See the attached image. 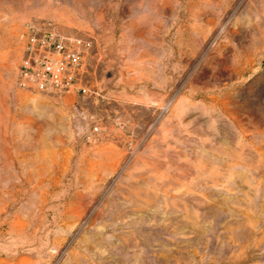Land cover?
Returning a JSON list of instances; mask_svg holds the SVG:
<instances>
[{"label":"rangeland","instance_id":"374dc122","mask_svg":"<svg viewBox=\"0 0 264 264\" xmlns=\"http://www.w3.org/2000/svg\"><path fill=\"white\" fill-rule=\"evenodd\" d=\"M28 25L85 93L18 87ZM0 264H264V0H0Z\"/></svg>","mask_w":264,"mask_h":264},{"label":"built area","instance_id":"2783aa9c","mask_svg":"<svg viewBox=\"0 0 264 264\" xmlns=\"http://www.w3.org/2000/svg\"><path fill=\"white\" fill-rule=\"evenodd\" d=\"M92 43L91 36L65 35L28 25L18 87L56 94L85 93L86 59ZM93 131L98 132L96 125Z\"/></svg>","mask_w":264,"mask_h":264}]
</instances>
